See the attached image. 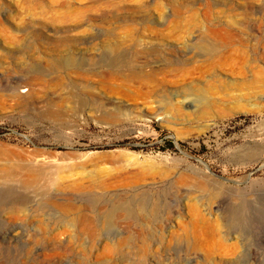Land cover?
<instances>
[{"label": "rangeland", "instance_id": "374dc122", "mask_svg": "<svg viewBox=\"0 0 264 264\" xmlns=\"http://www.w3.org/2000/svg\"><path fill=\"white\" fill-rule=\"evenodd\" d=\"M0 264H264V0H0Z\"/></svg>", "mask_w": 264, "mask_h": 264}, {"label": "bare ground", "instance_id": "6f19581e", "mask_svg": "<svg viewBox=\"0 0 264 264\" xmlns=\"http://www.w3.org/2000/svg\"><path fill=\"white\" fill-rule=\"evenodd\" d=\"M142 53H145V54H148L149 55V52H147L146 53V51H142ZM152 54H155V53H153V52H151L150 53V55H152ZM123 56H125L124 54H119V53H117V55H116V63H120V62H127L128 63V65H132L133 64V62H130L129 60H128V58H124L123 59ZM19 83V82H18ZM16 83V85H14V87H13V89L11 90V93H12V96L14 97V98H17V97H21V94L22 93H24V92H26L28 89L23 85V84H21V83ZM100 104H102V103H100ZM96 106V105H95ZM98 106V105H97ZM100 107H103L102 105L100 106ZM96 108V107H95ZM101 109V108H100ZM107 110V109H106ZM105 110V111H106ZM108 112V111H107ZM106 114H108V113H106V112H104V115H106ZM109 115V114H108ZM111 115V114H110ZM112 116H113V114H112ZM12 181V180H11ZM10 181V182H11ZM9 192V191H8ZM94 199V198H93ZM114 202V201H113ZM121 202V201H120ZM132 203H135V204H139V205H141V206H139V208H140V210H142L143 209V211H144V206H145V204H144V201L143 200H140V201H137V200H135L134 202H131V200H125L124 201V203H119V202H114V203H112L111 204V208L108 210V212H107V217L109 218V217H111V218H113V215L115 214V212L116 211H118V210H121V212H122V210H124L125 211V214L127 213L128 214V216L130 215V216H132V215H134V213H135V210H134V208L131 206V204ZM62 204V203H61ZM60 204V205H61ZM64 204V203H63ZM66 204V203H65ZM66 206V207H65ZM60 207V206H59ZM64 207H65V209L67 210V209H75L76 207L74 206V205H71V203H70V205H64ZM64 207H63V209H64ZM79 207V206H78ZM62 209V208H61ZM69 210V211H70ZM64 211V210H63ZM116 214H117V212H116ZM76 215H72V216H69V218L67 219L69 222H71V223H74V221H76ZM93 222V221H92Z\"/></svg>", "mask_w": 264, "mask_h": 264}]
</instances>
